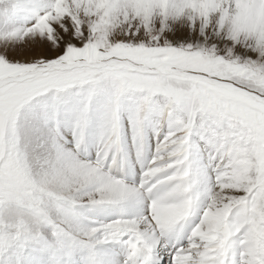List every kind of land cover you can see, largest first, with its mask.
Listing matches in <instances>:
<instances>
[{"label":"snow or ice","instance_id":"snow-or-ice-1","mask_svg":"<svg viewBox=\"0 0 264 264\" xmlns=\"http://www.w3.org/2000/svg\"><path fill=\"white\" fill-rule=\"evenodd\" d=\"M0 264H264V0H0Z\"/></svg>","mask_w":264,"mask_h":264},{"label":"clouds","instance_id":"clouds-1","mask_svg":"<svg viewBox=\"0 0 264 264\" xmlns=\"http://www.w3.org/2000/svg\"><path fill=\"white\" fill-rule=\"evenodd\" d=\"M74 251H75V250H74ZM76 254H77V258H78V259L81 258L82 255L86 256V252L83 253V254H81L80 252L77 251Z\"/></svg>","mask_w":264,"mask_h":264}]
</instances>
